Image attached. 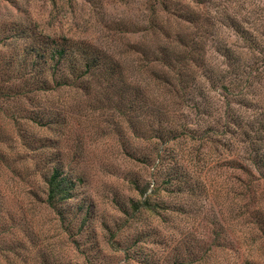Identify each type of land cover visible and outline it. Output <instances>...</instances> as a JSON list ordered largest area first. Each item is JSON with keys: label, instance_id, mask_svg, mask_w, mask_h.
I'll return each mask as SVG.
<instances>
[{"label": "rangeland", "instance_id": "374dc122", "mask_svg": "<svg viewBox=\"0 0 264 264\" xmlns=\"http://www.w3.org/2000/svg\"><path fill=\"white\" fill-rule=\"evenodd\" d=\"M184 7L195 6L188 0H0L3 44L22 49L39 38L51 67L52 41L64 38L66 53L74 49L82 69L92 58L106 66L90 93L79 85L40 96L47 100L41 105L53 106L33 112L47 110L57 125H25L36 147L52 146L54 160L44 173L38 160L45 154L19 144L7 153L17 163L0 169V264H264V173L251 164L264 145L257 147L255 131L245 139L235 128L221 135L231 119L241 124L262 112L264 78L235 72V60L222 56L233 45L243 53L241 65H251L234 29L194 28L176 13ZM17 34L22 39L14 41ZM169 35L204 45L205 68L189 63L195 74L184 87L171 77V86L158 91L148 72L163 70L156 59ZM66 66H59L57 81ZM18 104L29 116L27 97ZM232 147L248 171L215 170ZM157 159L165 161L161 170L154 168ZM53 168L72 179L74 190L50 208L45 180ZM172 177L179 186L166 184ZM146 196L150 210L140 207Z\"/></svg>", "mask_w": 264, "mask_h": 264}, {"label": "trees", "instance_id": "16d2710c", "mask_svg": "<svg viewBox=\"0 0 264 264\" xmlns=\"http://www.w3.org/2000/svg\"><path fill=\"white\" fill-rule=\"evenodd\" d=\"M188 1L195 7L178 8L176 13L179 14L180 18L198 29L201 24L206 28H214L216 25L217 27L225 25L224 27L234 29L241 39L240 42L245 45L248 51L249 57L246 56L251 60V65H241L240 60L243 59V53L236 52V50L232 48L233 45H231V47H223L224 53L222 56L225 60H235V72L239 70L238 73L244 74L249 71V76L264 78V0ZM153 17L151 21H156L158 16L154 14ZM201 32L204 31L200 30V33ZM13 38L14 41H17L19 38L22 39V35L17 34ZM167 38V43L162 46L160 45V57L157 56L158 59H156L161 63L160 69L163 70H160L161 72L158 73L155 72L153 68L148 72L150 78L156 82L155 86L158 91L159 88L161 89V84H163V86H165V84L166 86H171V77H175L178 84L184 87L183 84L185 83V79L193 77L195 74V71L192 72L189 68V63L193 62L194 64H198L200 62V67L204 65V45L198 44L197 41L195 42V39H191L192 43L190 44L188 43V38L181 36H177L176 39L173 40L170 35L167 36ZM31 39L33 40V37L30 38V43H27L22 49H18V45L14 46L13 42L10 44L4 42L3 44L2 41H0V67L2 66L8 69L2 73L0 68V169L3 167L12 168L17 163V161L11 159L7 153L10 151L13 152L15 146L19 144L18 148L24 151H37L40 152V154H45L43 159L40 158L38 160V164H40L42 168V170H40L41 174L44 173L47 167L50 166L52 160H54L52 146L46 143V141H43L44 143L40 144V147H36L34 142L38 140L34 135H29L27 133L29 131L26 130L25 124H27L30 129L35 128L40 130L42 128L45 129L57 125V119L55 117H50L51 115L49 116V113L45 114V112H47L45 109L38 113L33 112L34 109L37 108H52L53 106L50 103L47 106L41 105L44 104L42 101L47 102V100H42L40 96L42 94L54 92L59 88H78L79 85H81L84 91L86 90L85 92L90 93L94 90L93 87L91 88L92 82L103 75L104 72H102V70L106 68V66L100 64L95 58H92L90 61L85 62L82 69L78 59L80 55L76 54L74 49L70 54H67L66 47L68 41H65L63 38L61 40L62 44H58L55 40L52 41L55 45H53V49L51 50V58L54 59L55 62L53 66L50 67L51 64H48V59L46 58V50L48 47L43 46L42 43L38 41L39 38L34 39L32 42ZM82 51L84 56L88 55L85 50ZM64 62L67 63V66L63 69L65 75L61 81H57L55 79V74L59 72V66L63 65ZM204 68L205 67H203V69ZM10 69H13V71ZM48 70L51 72V78L49 80L45 77V73ZM49 82H55V86L50 88ZM134 88L143 93L149 94L150 92L153 96L157 95L156 90L152 92L146 85L137 84ZM222 88H225L224 84ZM21 97H27L28 103L31 106L30 108H32L28 110L30 112L29 116L25 115L27 112L26 109H22L23 106L18 104V100ZM240 99L246 101V104L261 106L260 101H258V104L257 101L246 99L241 95ZM231 117H234V115L232 114ZM248 120L249 121L245 123L241 120V124H239L237 121L231 119L233 123L228 122L225 124L224 132L221 133V135L235 133L234 130L236 129L245 139V137H249V135L255 131L258 133L257 147L262 148L264 145V109L262 112L250 116ZM255 125H257L258 129H254ZM233 145L234 143H231V146ZM232 149L227 159H222L221 156V159L218 158L216 160L214 163L216 171L226 170L228 168L232 170L240 169L242 171L249 170L242 165L243 161L240 162L238 159V148L232 147ZM164 162L163 159H157L154 168L161 170V166ZM251 164H256L257 168H261V171L264 173V154L259 152L258 155L255 153V157ZM35 165V168H38L36 163ZM51 172L47 180H45V202L50 208L54 207L56 203L69 200L74 190V184L70 181V177L69 179L67 176L60 177L58 168H53ZM218 175L220 176V174ZM173 183L179 186L181 182L177 181L175 177L169 178L166 181V184L169 185H173ZM151 206L150 196H146L140 203V207L144 210H150Z\"/></svg>", "mask_w": 264, "mask_h": 264}]
</instances>
